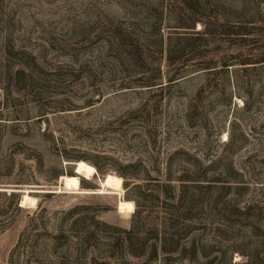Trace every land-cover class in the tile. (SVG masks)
<instances>
[{"label":"rangeland","instance_id":"374dc122","mask_svg":"<svg viewBox=\"0 0 264 264\" xmlns=\"http://www.w3.org/2000/svg\"><path fill=\"white\" fill-rule=\"evenodd\" d=\"M0 264H264V0H0Z\"/></svg>","mask_w":264,"mask_h":264},{"label":"bare ground","instance_id":"6f19581e","mask_svg":"<svg viewBox=\"0 0 264 264\" xmlns=\"http://www.w3.org/2000/svg\"><path fill=\"white\" fill-rule=\"evenodd\" d=\"M76 164H74V174H76V169H75ZM74 176H64L61 177V185L62 188L68 191L72 192H81V186H80V180L77 175ZM78 177V178H77ZM103 181V180H102ZM104 183V188L101 189L98 192H108L105 190L106 188H111L112 190H117L118 185H119V179L115 176L112 175H107L103 181ZM99 185L102 186V182H99ZM61 190V189H60ZM84 192V191H83ZM109 193V192H108ZM114 193H118L119 191H115ZM36 199L28 192H24L23 196L20 200V206H30L33 207L36 205ZM117 210L120 212H133L134 211V204L130 201H125V200H120L117 204Z\"/></svg>","mask_w":264,"mask_h":264},{"label":"trees","instance_id":"16d2710c","mask_svg":"<svg viewBox=\"0 0 264 264\" xmlns=\"http://www.w3.org/2000/svg\"><path fill=\"white\" fill-rule=\"evenodd\" d=\"M94 166H95V167H94L95 169H98V166H97L96 163H94ZM69 174H71V173H69ZM69 176H72V175H69ZM15 206H16V205H15ZM16 207L18 208L19 206H16Z\"/></svg>","mask_w":264,"mask_h":264},{"label":"water","instance_id":"95a60500","mask_svg":"<svg viewBox=\"0 0 264 264\" xmlns=\"http://www.w3.org/2000/svg\"><path fill=\"white\" fill-rule=\"evenodd\" d=\"M78 177L80 178V175H78Z\"/></svg>","mask_w":264,"mask_h":264}]
</instances>
